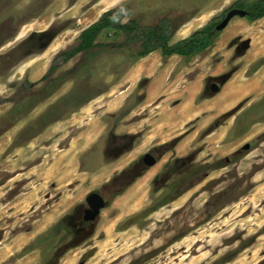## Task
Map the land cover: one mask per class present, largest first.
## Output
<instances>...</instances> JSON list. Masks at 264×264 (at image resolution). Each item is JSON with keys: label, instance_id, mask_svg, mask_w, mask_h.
I'll use <instances>...</instances> for the list:
<instances>
[{"label": "rangeland", "instance_id": "obj_1", "mask_svg": "<svg viewBox=\"0 0 264 264\" xmlns=\"http://www.w3.org/2000/svg\"><path fill=\"white\" fill-rule=\"evenodd\" d=\"M236 1L0 0V264H264V16L133 62L149 28L172 45ZM114 9L134 41L60 61Z\"/></svg>", "mask_w": 264, "mask_h": 264}, {"label": "trees", "instance_id": "obj_2", "mask_svg": "<svg viewBox=\"0 0 264 264\" xmlns=\"http://www.w3.org/2000/svg\"><path fill=\"white\" fill-rule=\"evenodd\" d=\"M232 7L245 10V18L250 22L264 16V0H255L248 8H244L241 0H237ZM122 17L123 15L118 9L104 12L97 21L81 31L78 36V43L72 50L62 51L58 55L60 61L65 62L80 52L90 53L91 50L100 46L96 40L103 32H113L114 36L123 33L127 40L134 38L129 35L131 27L121 23ZM130 24L135 25L136 23L131 21ZM216 25V23L210 22L192 32L187 38L172 45L169 44L171 36L166 34L164 23L156 28H149L142 38L140 49L133 56V62L155 50H159L162 57L178 55L187 61L214 43L219 35V32L215 30ZM69 98L74 99L75 96Z\"/></svg>", "mask_w": 264, "mask_h": 264}, {"label": "water", "instance_id": "obj_3", "mask_svg": "<svg viewBox=\"0 0 264 264\" xmlns=\"http://www.w3.org/2000/svg\"><path fill=\"white\" fill-rule=\"evenodd\" d=\"M234 16L245 17L246 11L238 8H232L228 10L224 18L215 26V30H217L218 32L221 31ZM211 90L217 91L218 87L216 85H212ZM143 162L147 166H152L156 161L149 153H147L144 155ZM86 201L88 203L89 209L86 211V214H88V216L85 217V219L91 220L99 213L100 209L104 208L105 203L102 197L97 193H91L87 197Z\"/></svg>", "mask_w": 264, "mask_h": 264}, {"label": "flooded vegetation", "instance_id": "obj_4", "mask_svg": "<svg viewBox=\"0 0 264 264\" xmlns=\"http://www.w3.org/2000/svg\"><path fill=\"white\" fill-rule=\"evenodd\" d=\"M232 9V8H231ZM102 197V196H101ZM104 200V199H103ZM105 203H107V202H105ZM88 204V203H87ZM88 209H85L84 210V215H83V220L84 221H86L85 223H87V221H89V220H87V219H85V217H87L88 216V214H86V211H87Z\"/></svg>", "mask_w": 264, "mask_h": 264}, {"label": "bare ground", "instance_id": "obj_5", "mask_svg": "<svg viewBox=\"0 0 264 264\" xmlns=\"http://www.w3.org/2000/svg\"><path fill=\"white\" fill-rule=\"evenodd\" d=\"M196 20H197V19H196ZM228 32H229V31H228ZM186 34H187V32H186ZM186 34H185V35H186ZM212 100H213V99H212ZM185 102H186V101H185ZM190 104H191V103H190ZM212 106H213V105H212ZM229 106H230V105H229ZM222 107H223V106H222ZM222 107H221V109H222ZM199 108H200V107H199ZM199 108H197V109L199 110ZM206 108H207V107H206ZM206 108H205V109H206ZM210 108H211V107H210ZM197 109H195V110H197ZM207 109H208V108H207ZM210 110H211V109H210ZM210 110H208V111H210ZM208 111L206 110V112H208ZM187 114H188V113H187ZM216 114H217V113H216ZM209 116H210V115H209ZM163 117H164V116H163ZM206 117H207V116H206ZM187 118H189V116H188ZM187 118H186V119H187ZM183 120H184V119H183ZM207 120H208V119H207ZM203 128H204V127H203ZM222 130H223V129H222ZM195 131H196V130H195ZM224 131H225V130H224ZM101 174H102V173H101Z\"/></svg>", "mask_w": 264, "mask_h": 264}]
</instances>
